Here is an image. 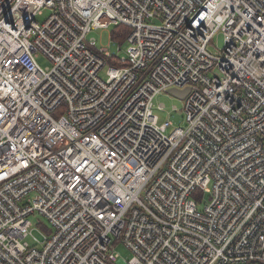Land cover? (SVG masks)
Masks as SVG:
<instances>
[{
    "label": "built area",
    "instance_id": "obj_1",
    "mask_svg": "<svg viewBox=\"0 0 264 264\" xmlns=\"http://www.w3.org/2000/svg\"><path fill=\"white\" fill-rule=\"evenodd\" d=\"M0 264H264V0H0Z\"/></svg>",
    "mask_w": 264,
    "mask_h": 264
},
{
    "label": "rangeland",
    "instance_id": "obj_2",
    "mask_svg": "<svg viewBox=\"0 0 264 264\" xmlns=\"http://www.w3.org/2000/svg\"><path fill=\"white\" fill-rule=\"evenodd\" d=\"M49 15V11L44 9L42 10L41 14L37 16V21L42 23ZM114 27H110L107 30H96L93 31L90 37L94 38L97 41V46H109V52L114 54L120 58L125 55V51L127 49V44L125 42L121 43L119 41H110L111 33L113 32ZM110 42V43H109ZM214 46L215 47H222L223 46V36L218 35L214 39ZM120 51H117V49ZM210 51H213V48H210ZM38 64L45 68L48 65L47 59L43 56H39L37 58ZM108 69V65H106L99 73V76L102 79L106 78V70ZM163 104L164 108L159 109L158 105ZM176 108V111L173 108ZM153 114L157 116L158 123L162 124L167 121L171 123L169 128L167 129L166 134L169 135L175 128L184 127L185 126V113L183 111V101L180 99L175 98L174 96L168 93H161L156 95L153 98ZM207 201V197L205 196L204 199L197 205V208L201 210ZM31 222L33 223V227L35 229L40 230L39 224L44 225L48 229H50L49 223L41 216H35L30 218ZM34 236L41 238L38 232H34ZM115 251L120 255V259L127 261L130 259L131 255L130 252L122 245L118 244L115 246ZM119 260V259H118Z\"/></svg>",
    "mask_w": 264,
    "mask_h": 264
},
{
    "label": "trees",
    "instance_id": "obj_3",
    "mask_svg": "<svg viewBox=\"0 0 264 264\" xmlns=\"http://www.w3.org/2000/svg\"><path fill=\"white\" fill-rule=\"evenodd\" d=\"M113 32L111 33V39L112 41H119L121 43L124 42L126 36L129 33V29L123 26H116L113 28ZM115 65H118L116 62L112 63ZM121 66V65H118Z\"/></svg>",
    "mask_w": 264,
    "mask_h": 264
},
{
    "label": "water",
    "instance_id": "obj_4",
    "mask_svg": "<svg viewBox=\"0 0 264 264\" xmlns=\"http://www.w3.org/2000/svg\"><path fill=\"white\" fill-rule=\"evenodd\" d=\"M189 92V88H185L184 90H176V89H169L167 91L168 94L174 96L175 98L177 99H180V100H183L186 95L188 94Z\"/></svg>",
    "mask_w": 264,
    "mask_h": 264
}]
</instances>
